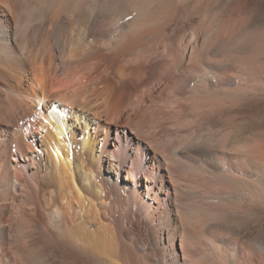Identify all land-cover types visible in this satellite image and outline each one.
Returning <instances> with one entry per match:
<instances>
[{"label":"bare ground","instance_id":"bare-ground-1","mask_svg":"<svg viewBox=\"0 0 264 264\" xmlns=\"http://www.w3.org/2000/svg\"><path fill=\"white\" fill-rule=\"evenodd\" d=\"M166 2L0 0V264H264L263 227L209 225L264 206L234 101L264 78L206 0Z\"/></svg>","mask_w":264,"mask_h":264},{"label":"rangeland","instance_id":"rangeland-1","mask_svg":"<svg viewBox=\"0 0 264 264\" xmlns=\"http://www.w3.org/2000/svg\"><path fill=\"white\" fill-rule=\"evenodd\" d=\"M167 1L168 2L166 3H169V4L171 2H175V3H171L170 5H172L173 10H175L176 8H177L176 10L178 11L180 10L179 12L182 15L186 14L187 11H189L192 8L193 4L195 3V0L194 1L193 0H167ZM173 6H177V7L175 8ZM206 7H208L206 8L207 9L206 12H207L208 18L211 21L212 28L222 26L220 27L221 28L220 30H222L224 26H226L229 22L230 23L232 22L231 28L233 29H230V30L237 29L236 31L238 32L239 30L240 32V35L238 36V39L236 41V46H235L236 48L230 49V47H228L229 46L228 44H223V46H221L220 48L221 55H223L224 53V54L230 55V57H233V56L234 57H238V56L245 57L246 60L248 59V62L249 61L254 62L252 63V65H250L251 71H254L253 69L256 70L255 72L249 71L248 74L264 78V0H206ZM221 57L222 56H219L218 59H220ZM247 65L248 64L244 65V67L241 69L240 67L236 68V65H231L227 73L228 75L233 76V77H235L237 74H238L236 76L237 78L242 77L243 76L242 70H244L245 66ZM237 70L238 71L240 70L241 72H238ZM263 85L259 86L260 87L259 88L260 90L258 89L259 91L257 90V95L258 96L261 95L260 97H258L255 93L253 99H252L253 97L252 96L253 94H252L251 97L249 96L246 98H240V99L234 100L235 104H245L250 110L249 118L245 121V123L243 122V124H240L241 134L243 136H246V135L248 136V134L253 135L254 133L255 137L258 140H264L263 139L264 137V86ZM244 100H246V102ZM249 100H251V102ZM234 101L232 102L234 103ZM247 102L249 104H247ZM252 109L255 111H253ZM257 156L264 159V150L263 152H261V154H258ZM218 207L219 206H215V209H217L218 211L220 209L218 216L210 220V223H209L211 228L213 227L212 229L214 230L216 229V231L218 232L220 231L221 233H224L225 231L227 232V230H232V229H235L236 227L238 228V226L240 227L241 225H243L241 227H244L245 225L246 227L247 226L253 227L254 232L259 231L262 227L264 228V206H250V205H244V204L238 203L237 205L229 206V208L227 206H226L227 208H225L224 206H220L222 208L220 207L218 208ZM234 207H236L237 209H235ZM221 211H223V213ZM197 227L199 229L200 225H197ZM61 249H64V248L62 247ZM43 258L45 259V262H47L48 264H65L66 261L70 257L63 252L62 253L61 252H48L47 254L43 256ZM83 261H84V264L86 263L87 264H99L91 260L90 258H85V257H83ZM144 263L146 264L145 260H144Z\"/></svg>","mask_w":264,"mask_h":264}]
</instances>
